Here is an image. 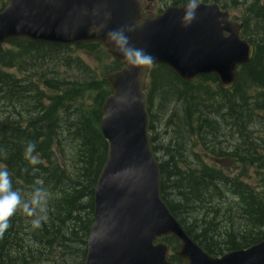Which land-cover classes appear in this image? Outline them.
<instances>
[{
    "label": "trees",
    "instance_id": "16d2710c",
    "mask_svg": "<svg viewBox=\"0 0 264 264\" xmlns=\"http://www.w3.org/2000/svg\"><path fill=\"white\" fill-rule=\"evenodd\" d=\"M187 1L219 2L175 0L174 4ZM6 2L0 0V10ZM246 12L241 18L242 38L253 45L254 53L238 68L232 89H222L214 75L183 83L162 66L151 67L147 78L149 133L161 172V199L185 233L212 255L264 239V190H254L241 180L247 167H257L258 172L264 168V157L259 153V141H264L253 132L256 125L264 124V7L249 4ZM251 22L256 26L247 34ZM7 43L15 50L0 49V97L27 114L0 120V166L8 170L12 189L20 193L22 201H28L37 188L47 192L48 219L33 229L32 217L18 208L9 218L8 229L0 234V264H84L93 223V189L106 154L99 129L100 107L110 93L105 76L121 65L97 43L76 45V49L108 58L103 76L98 78L94 71L69 58L87 77L82 81L57 78L53 70L55 77L42 82L50 91L47 94L30 80H17L3 70L27 64L31 58L62 61L70 47L25 40ZM85 97L90 102H84ZM61 141L73 147L69 160L72 170L67 165L62 169L56 159L55 147ZM29 143L35 145V165L24 157ZM197 146L202 155L195 152ZM203 155L230 159L239 173L228 175L203 164ZM227 196L233 202L222 212L228 221L222 227L213 220L220 210L211 203ZM162 241L172 251L176 249L173 237ZM53 251L62 255L60 262L48 257Z\"/></svg>",
    "mask_w": 264,
    "mask_h": 264
},
{
    "label": "water",
    "instance_id": "95a60500",
    "mask_svg": "<svg viewBox=\"0 0 264 264\" xmlns=\"http://www.w3.org/2000/svg\"><path fill=\"white\" fill-rule=\"evenodd\" d=\"M195 5V7H193ZM217 4L185 3L143 14L138 0H8L0 46L9 40L72 46L99 43L122 67L109 72L101 104L105 161L93 189L94 220L84 264H173L161 237L178 240L180 264H264V241L212 257L192 242L160 197L149 135L146 77L164 66L181 82L213 74L224 89L252 57L242 25ZM139 51L151 57L143 63Z\"/></svg>",
    "mask_w": 264,
    "mask_h": 264
},
{
    "label": "rangeland",
    "instance_id": "374dc122",
    "mask_svg": "<svg viewBox=\"0 0 264 264\" xmlns=\"http://www.w3.org/2000/svg\"><path fill=\"white\" fill-rule=\"evenodd\" d=\"M146 2L147 0H142ZM154 4V11H158L159 9H164L165 7H168L172 4L174 0H153ZM218 3L221 5H225L226 10L229 11L232 18H235L236 20H240L244 17V14L246 15V7L249 4L257 3L260 6L264 7V0H217ZM264 24V20L262 21V25ZM258 25H261L260 23ZM256 26V25H255ZM255 26H253V22H251V25L247 29V34L251 30H254ZM1 52L11 51L15 50L12 46H10L8 43H5L0 47ZM79 61L82 65L88 67V69L94 71L98 78L102 77L101 73L103 72V66L109 64V60L106 56H102L99 53H87L84 50L76 49L73 46H70V49H68L67 52H65V56L63 57L62 61H58L56 58V61L50 62L48 60V57L39 58L37 60L29 59L27 64H23L22 66H15L12 69H4L3 71L7 74H10L12 77H14L17 80H30L37 85V89L40 91H43L44 93L50 94L49 89L45 88L42 84L44 78H52L55 77L53 75V70L57 72V78H64L73 81H82L84 80L88 74L84 73L83 70L77 66H75V63H73L71 60ZM93 97V94H92ZM86 99L88 97H85ZM84 102H90V100H84ZM46 104V103H45ZM17 112L21 115L18 116ZM25 111H21L18 109V107L13 108V106L7 104L5 101H3L0 97V120H4L5 118L10 119H20L21 117L26 116ZM160 126L158 125V128ZM254 134L256 136L260 137L259 139L264 141V124L256 125V127L253 130ZM66 137V136H65ZM167 140V139H165ZM229 140H235L234 138H231ZM232 143H235V141H232ZM260 146L262 147L260 149V154L264 157V143L259 141ZM56 152V159L58 163L62 166V169H66V165L68 167V170H72L70 167L69 160L73 158V147L69 146L67 147V144L62 145V141L60 142L58 148L55 147ZM195 152L199 153L200 155L203 154L202 148L200 146H197L195 148ZM264 160V159H263ZM195 161V160H194ZM196 162V161H195ZM203 164L209 165L211 167L219 168L222 172L227 173L228 175H236L238 171V166L235 165L233 161L230 159H223V158H210L208 156L203 155V159L201 161ZM72 163V161H71ZM2 167V166H0ZM259 168L253 167L246 169V173L243 177H241V180L247 184H250L253 186L254 190L257 188H261V190H264V168L261 169L260 172H258ZM14 190V189H13ZM264 195V191H263ZM226 200V201H225ZM213 199V205L214 208L218 207L220 212L216 216H213V220L215 222L217 221L218 226H225V224H228V221H224L222 213L224 210L228 209L229 205L231 204L232 198L230 196H227L226 199ZM234 200V199H233ZM232 205V204H231ZM232 210H235V206L231 207ZM202 217L198 218L201 219ZM235 225L236 219H233ZM238 221V220H237ZM48 257L51 260H54L55 262H60V258H62V255H60V252H50L48 254ZM43 262V261H42Z\"/></svg>",
    "mask_w": 264,
    "mask_h": 264
},
{
    "label": "clouds",
    "instance_id": "9594fccd",
    "mask_svg": "<svg viewBox=\"0 0 264 264\" xmlns=\"http://www.w3.org/2000/svg\"><path fill=\"white\" fill-rule=\"evenodd\" d=\"M195 7V5H193ZM136 55L141 57L143 63H150L151 57L145 56L137 51ZM35 145L27 144L24 150V157L29 164L35 165L38 161L33 155ZM48 194L43 189H35L28 201H22L18 191L12 189L9 172L6 168L0 167V234L8 229L9 218L17 211L18 208L29 217H32L30 223L33 229H39L42 222L48 219L47 207Z\"/></svg>",
    "mask_w": 264,
    "mask_h": 264
},
{
    "label": "flooded vegetation",
    "instance_id": "af4514ba",
    "mask_svg": "<svg viewBox=\"0 0 264 264\" xmlns=\"http://www.w3.org/2000/svg\"><path fill=\"white\" fill-rule=\"evenodd\" d=\"M142 4V7L144 9L145 12H153V13H157V11H154V7H153V4H154V1L153 0H147L146 2L142 1V0H139ZM170 259L171 256H170ZM176 263H179V261H175Z\"/></svg>",
    "mask_w": 264,
    "mask_h": 264
}]
</instances>
